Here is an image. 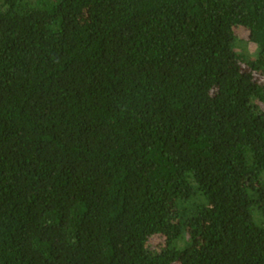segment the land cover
<instances>
[{"label":"trees","instance_id":"16d2710c","mask_svg":"<svg viewBox=\"0 0 264 264\" xmlns=\"http://www.w3.org/2000/svg\"><path fill=\"white\" fill-rule=\"evenodd\" d=\"M0 264H264V0H0Z\"/></svg>","mask_w":264,"mask_h":264},{"label":"rangeland","instance_id":"374dc122","mask_svg":"<svg viewBox=\"0 0 264 264\" xmlns=\"http://www.w3.org/2000/svg\"><path fill=\"white\" fill-rule=\"evenodd\" d=\"M247 36H248V35H247V32H246V31H243V30L240 31V36H239V38H240L242 41H245V42H246V41L248 40ZM248 50H249V52H250L251 54H253L254 51H255V45L249 43V44H248ZM153 243H154V241L151 242V244H153Z\"/></svg>","mask_w":264,"mask_h":264}]
</instances>
